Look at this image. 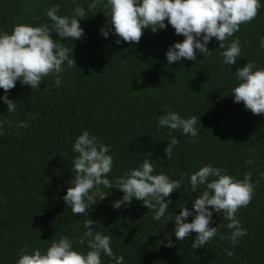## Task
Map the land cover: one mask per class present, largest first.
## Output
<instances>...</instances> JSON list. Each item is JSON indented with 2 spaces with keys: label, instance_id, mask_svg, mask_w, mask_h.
Returning <instances> with one entry per match:
<instances>
[{
  "label": "trees",
  "instance_id": "1",
  "mask_svg": "<svg viewBox=\"0 0 264 264\" xmlns=\"http://www.w3.org/2000/svg\"><path fill=\"white\" fill-rule=\"evenodd\" d=\"M91 2L0 0V32L11 34L17 23L51 24L46 11L57 4L61 8L58 15L64 16L71 15L76 3L87 12ZM260 3L257 18L241 25L226 41H241L242 55L233 66L223 63L221 53L226 49H219L215 38L207 45L214 51L209 57L197 52L196 61L184 59L169 65V47L185 39L170 24L155 33L145 29L138 44H117L114 28L107 38L102 35L109 25L105 15L110 10L101 5L80 20L85 33L80 40L62 41L73 49L77 68L65 66L59 87L55 78H46L34 90L17 81L7 94L17 102L16 111L10 114L0 89V264H16L25 247L28 254L33 249L45 252L53 238L64 236L74 242V250L86 254L87 244L77 241L88 218L97 222L96 230L112 237L113 252L124 257V264H264V115H254L232 96L239 83L234 76L238 68L251 61L257 69H264V50L260 48L264 0ZM53 39L60 38L54 33ZM168 111L186 119L195 116L199 129L195 138L182 130L173 131L179 146L173 149L171 160L164 152L168 129H157L159 117ZM21 121L30 126L16 127ZM84 131L110 147L108 154L114 163L107 178L113 184L144 160L152 162L153 175L163 173L181 182V188L169 197L172 203L164 217L154 220V212L137 200L115 209L113 203L124 193L108 188L103 189L108 196L101 202L97 199L88 217L72 215L63 197L73 186L71 161L77 155L73 144ZM249 159L252 164L245 163ZM209 164L227 169L237 180L251 172L256 184L251 203L237 213L248 235L235 247L227 239L229 221L214 210L210 226H222L204 248L191 247L196 233L182 242L174 235L175 215L185 207L194 213V199L204 190L201 186L193 193L190 176ZM194 216L185 222H192ZM165 234H171L174 247L166 246ZM226 249L235 255L227 256ZM102 264L114 262L102 255Z\"/></svg>",
  "mask_w": 264,
  "mask_h": 264
},
{
  "label": "clouds",
  "instance_id": "2",
  "mask_svg": "<svg viewBox=\"0 0 264 264\" xmlns=\"http://www.w3.org/2000/svg\"><path fill=\"white\" fill-rule=\"evenodd\" d=\"M101 5L110 10L105 15L109 25L107 30H102V35L107 38L114 28L117 44H138L145 29L155 33L166 29L169 24L176 35L185 37L183 42L169 47L166 53L169 65L184 59L196 61L197 52L209 57L214 51H210L207 45L213 38L219 42V49H226L221 53L223 63L236 65L242 55L241 41L238 38L231 40L230 44H226V41L240 31L241 25L253 22L261 8L260 0H106V3L104 0H92L87 12L76 3L71 15L61 16L58 15L61 8L57 4L46 11L51 24L34 27L17 23L11 34L0 32V89L5 93L2 100L7 105L8 114L16 111L17 102L9 99L7 94L16 87L17 81L34 90L40 89L46 78H55V85L59 87L65 66L67 69L77 68L73 49L66 47L62 41L80 40L85 35L80 20L89 17L88 12H94ZM54 33L59 40L53 39ZM260 48L264 50V38L261 39ZM254 69H257L256 64L247 61L236 70L234 76L239 83L232 89V96L235 103H243L245 109L254 115H264V69ZM29 118L34 119L31 115ZM196 125L195 116L186 119L174 111L159 117L157 129H168L169 141L164 149L167 159L173 158V149L179 146V140L172 135L173 131L182 130L185 136L195 138L199 134ZM29 126L24 121L16 125L18 128ZM110 150L108 145L98 143L97 137L88 131L79 135L73 144V151L77 154L71 161L74 175L70 184L73 186L68 187L63 197L72 215L88 217L97 199L101 202L108 196L103 191L108 188L124 193L120 200L113 203L115 209L130 205L133 200L141 201L143 207L154 212L153 219L159 221L172 203L169 197L181 188V182L171 180L163 173L153 175L155 169L152 162L144 160L139 168L128 170L113 184L107 178L114 163L113 157L108 154ZM245 163L252 164L253 161L249 159ZM190 185L193 193L201 186L204 190L194 199L195 216L192 222H185L194 215L187 207L175 215L176 241H185L196 233L191 247L196 250L204 248L217 236L222 226H210L214 210L223 214V220L229 221L226 227L230 230V236L227 239L235 247L241 237L248 235L237 219V213L247 207L254 197L256 184L252 182V173H246L242 180H237L227 174V169L209 164L190 176ZM96 224V221L86 219L85 231L77 241L80 245L87 244L89 250L86 254L74 250V242L64 236L59 240L53 238L45 252L33 249L32 254H28L27 247L21 249L16 264H102V255L109 257L114 264H124V257H117L113 252L112 237L96 230L93 227ZM165 235L166 246L174 247L171 234ZM220 238L225 239L223 235ZM225 253L229 257L235 255L229 249Z\"/></svg>",
  "mask_w": 264,
  "mask_h": 264
}]
</instances>
